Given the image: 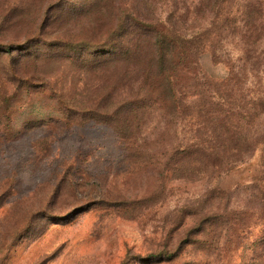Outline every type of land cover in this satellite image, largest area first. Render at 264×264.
Listing matches in <instances>:
<instances>
[{"label": "rangeland", "instance_id": "374dc122", "mask_svg": "<svg viewBox=\"0 0 264 264\" xmlns=\"http://www.w3.org/2000/svg\"><path fill=\"white\" fill-rule=\"evenodd\" d=\"M206 1L0 0V264H264V207L251 197L264 191L263 146L196 179L173 165L160 177L158 157L133 158L126 128L103 117L139 87L126 65H103L105 47L133 44L134 18L193 35L211 21ZM250 1L264 24V0H233L240 28L222 51L240 72L234 95L255 100L264 97V33L242 40ZM206 68L215 84L230 73ZM141 124L135 142L161 155L204 128L158 109ZM212 214L228 228L206 223Z\"/></svg>", "mask_w": 264, "mask_h": 264}, {"label": "trees", "instance_id": "16d2710c", "mask_svg": "<svg viewBox=\"0 0 264 264\" xmlns=\"http://www.w3.org/2000/svg\"><path fill=\"white\" fill-rule=\"evenodd\" d=\"M205 3L211 21L193 35H184L163 22L150 23L134 18L132 21L137 29L133 31V44L108 46L106 53L100 55L103 65H126V77L135 76L139 82L136 94L122 95L125 97L122 102L108 106L112 111L105 109L103 117L111 123L120 122L126 128L121 139L129 143L127 148L133 158L158 157L150 160L160 177L173 165L174 172L183 178L196 179L211 170L233 166L243 156L264 147V122H261L264 121V97L249 100L243 94L234 95L236 86L241 84L240 72L229 58L225 59L222 51L226 36L233 31L236 34L240 28L237 27L239 18L233 13V0H207ZM262 10L256 1L244 5L240 35L247 46L260 43L263 38ZM123 28L125 20L120 21L113 34ZM208 62L214 67L229 66L230 73L220 84H215L216 78L207 70ZM61 106L66 107L64 103ZM154 109L175 119L183 115L202 119L204 128L185 146L174 147L164 155L147 154L135 141L143 126L144 114ZM222 193L213 192L211 198L222 199ZM254 194L251 197L262 202L264 207V191ZM205 218L206 223L221 221L224 229L230 224L228 217L222 214L205 215Z\"/></svg>", "mask_w": 264, "mask_h": 264}]
</instances>
